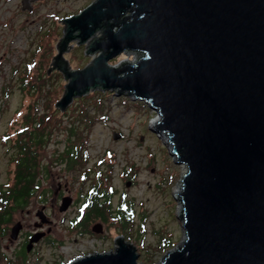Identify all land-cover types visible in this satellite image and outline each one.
<instances>
[{"label":"water","instance_id":"obj_1","mask_svg":"<svg viewBox=\"0 0 264 264\" xmlns=\"http://www.w3.org/2000/svg\"><path fill=\"white\" fill-rule=\"evenodd\" d=\"M61 21L47 71L66 81L55 109L97 89L143 101L158 115L152 130L186 167L184 238L153 264H264V0H93ZM72 41L97 53L82 68L63 55ZM130 50L140 55L109 64ZM70 201L63 197L59 210ZM21 227L13 224L11 239ZM44 234L33 233L27 251ZM115 243L67 264H143L123 235Z\"/></svg>","mask_w":264,"mask_h":264},{"label":"rangeland","instance_id":"obj_2","mask_svg":"<svg viewBox=\"0 0 264 264\" xmlns=\"http://www.w3.org/2000/svg\"><path fill=\"white\" fill-rule=\"evenodd\" d=\"M21 1L0 0L1 186L10 183L12 136L23 127L26 113L41 116L45 111L53 119L49 139L39 149L42 171L46 170L39 176V189L27 205L13 213L9 223L21 221L24 232H45L23 264H66L83 254L113 250L115 239L122 235L136 247L139 262H159L167 251L160 249L161 240H171L176 246L184 238L175 190H179L176 187L186 167L174 162L166 136L152 130L157 112L131 96L100 89L75 98L64 112L55 109L54 103L61 97L66 81L59 71H47L63 35L61 20L78 13L93 0H36L30 3V10L22 9ZM99 35L97 32L96 36ZM86 50L87 44L72 41L63 55L73 69L82 68L97 54H87ZM139 55L131 50L122 52L111 58L109 64L129 62ZM32 84L37 89L29 93ZM70 127L77 130L72 143L78 145L83 163L74 167H69L64 153L71 137ZM96 168L104 171L100 176L102 184L113 188V203L122 194L134 201L137 216L126 233L122 234L115 224L100 220L90 222L91 233L80 234V227L73 225L81 212L83 197L93 184L96 174L92 171ZM62 197L71 201L60 211ZM38 212L50 220L42 229ZM96 225L98 232L92 231ZM7 233L10 234L9 229ZM4 244L9 248L5 249ZM1 245V252L10 257L19 242L10 243L6 236ZM1 259L0 256V264H5Z\"/></svg>","mask_w":264,"mask_h":264},{"label":"trees","instance_id":"obj_3","mask_svg":"<svg viewBox=\"0 0 264 264\" xmlns=\"http://www.w3.org/2000/svg\"><path fill=\"white\" fill-rule=\"evenodd\" d=\"M21 81L23 85V77ZM32 89L33 92L37 89L35 84L30 85L28 92L30 93ZM39 92L40 89H38L37 93ZM42 113L41 116H36V113L27 112L23 127H19L12 136L13 142L10 150H13L11 159L13 168L11 171V179L8 185H0L1 229L8 226L13 213L17 209H22L27 205L28 200L35 196L39 189V176L43 172H46V170L42 171L43 166L40 163L39 149L44 147L49 139L52 129L49 128V125L53 119L45 111ZM74 128H69L71 137H68V146L64 150L69 167H74L76 164L82 163L78 145L72 143V136L77 131ZM60 160H64V158ZM103 172L97 168L92 171V173L96 174L95 179L83 197V202L80 207L81 212L77 214L73 222V225L76 224L80 227V234H84L85 232L91 233L88 227L90 222L95 220H100L109 225L115 224V227L122 234L126 233V230L131 228L135 223L137 215L133 199L122 194L117 200V203H113L112 199L115 195L113 188L110 185L102 184L103 182L100 179ZM87 174H83L84 180ZM2 233L3 231L0 232V234ZM173 246L174 243L171 240H161V250H166Z\"/></svg>","mask_w":264,"mask_h":264},{"label":"flooded vegetation","instance_id":"obj_4","mask_svg":"<svg viewBox=\"0 0 264 264\" xmlns=\"http://www.w3.org/2000/svg\"><path fill=\"white\" fill-rule=\"evenodd\" d=\"M10 222H11V219H10ZM49 222H50V220L48 219L47 222L46 223H43L41 225V227H39V228L42 229V227L44 225L48 224ZM14 223L15 222H12L11 224H8V225H10V227L7 226L6 228H2V229L0 228V232L3 231V233L0 234V256L2 257L1 260H4L5 261V264H23L26 261L27 253H29L31 251L33 245H36V243H34L31 246V249L27 251L28 241H29L31 235L34 233V231H32V232L31 231H25L24 232V230H23L24 229L23 223H21L22 224V227H21V229H20V231H19L16 239H11L10 238V234L8 235L7 231H8V229L9 230L11 229V227L13 226ZM34 224L36 226L38 225V223H36V222H34ZM36 231H40V230L37 229ZM6 236L9 237L10 243H13L15 240H17V242H19V246L17 247V249H14V248L12 249V256H10V257H6L5 254L3 252H1V247H2L1 240H4L6 238ZM3 246H4L5 249H8L9 248V245H7V244H4Z\"/></svg>","mask_w":264,"mask_h":264},{"label":"bare ground","instance_id":"obj_5","mask_svg":"<svg viewBox=\"0 0 264 264\" xmlns=\"http://www.w3.org/2000/svg\"><path fill=\"white\" fill-rule=\"evenodd\" d=\"M155 121H156V120H155ZM155 121H154V122H155ZM154 122H153V124H155ZM183 165H184V164H183ZM184 166H185V165H184ZM183 169H185V167H183ZM176 188L179 189V190H175V192H176L177 195H178V193H179L178 191H180V188H181V182H180V185L177 186ZM180 206H181V203H180ZM180 206H179V213L181 212V207H180Z\"/></svg>","mask_w":264,"mask_h":264}]
</instances>
